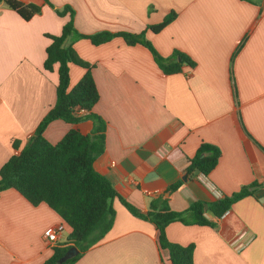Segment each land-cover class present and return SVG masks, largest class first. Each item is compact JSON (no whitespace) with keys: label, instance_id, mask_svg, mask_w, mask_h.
Listing matches in <instances>:
<instances>
[{"label":"crops","instance_id":"obj_1","mask_svg":"<svg viewBox=\"0 0 264 264\" xmlns=\"http://www.w3.org/2000/svg\"><path fill=\"white\" fill-rule=\"evenodd\" d=\"M41 5L25 20L0 1V168L27 143L56 103L59 64L44 67L48 34L70 19L55 8L70 5L81 33L144 32L159 53L190 55L195 66L165 73L151 50L121 36L94 44L74 34L70 41L92 64L99 90L93 112L106 122L105 150L95 160L119 194L147 211L169 197L172 209L205 205L257 182L216 226L171 222L168 238L195 244V264H264V0H22ZM159 32L149 29L171 13ZM86 69L70 64V87ZM91 119H55L45 137L57 143L71 129L93 131ZM221 149L207 175H190L189 158L202 142ZM15 143L18 147H15ZM186 175V179L183 177ZM182 180L170 192L169 185ZM110 231L73 264H164L169 252L159 230L114 199ZM192 221L194 214L186 213ZM64 223L56 244H67L72 227L47 203L33 205L15 188L0 193V264H43L53 253L47 227ZM245 246L239 248V244Z\"/></svg>","mask_w":264,"mask_h":264},{"label":"trees","instance_id":"obj_2","mask_svg":"<svg viewBox=\"0 0 264 264\" xmlns=\"http://www.w3.org/2000/svg\"><path fill=\"white\" fill-rule=\"evenodd\" d=\"M16 10L25 20L31 19L41 11V5L22 0H0ZM49 2V0H45ZM59 15L70 14V19L58 35L48 34L51 43L46 48L44 67L53 70L58 63L59 81L57 85L56 103L49 109L30 136L25 146L14 153L0 168V193L7 188H15L33 205L47 203L71 227L67 244L52 246L53 253L43 264H73L91 246L99 242L113 227L116 210L114 199L119 197L121 202L134 215L151 221L159 230V244L169 252L172 264H195V244L182 245L171 241L166 228L171 222L181 221L185 224L216 226V221L207 214L221 217L230 210L232 205L246 196L252 195L258 186L252 182L242 186L238 191L224 195L208 204L195 201L187 210H174L169 205V197H161L150 204L147 211H142L135 204L122 197L112 181L95 167V160L105 150V120L93 112V107L99 100L100 94L95 82L92 64L84 60L70 41L74 34L88 38L94 44H101L115 36H121L128 44L141 43L153 53L160 68L167 74L180 72L185 65L195 66L193 58L180 50H175L172 56L165 57L159 53L153 43L146 39L144 32L130 31L112 32L108 30L95 33H81L74 25L75 11L72 6L65 5L55 8ZM176 16L169 13L163 21L150 25L149 29L159 32ZM180 57V59H179ZM74 63L86 69L81 79L70 87V64ZM84 110V112H80ZM55 119L68 122H79L91 119L93 131L84 134L76 128H71L57 143L50 142L45 137V129ZM15 147L18 145L15 143ZM221 149L210 142H202L194 156L189 158L187 171L190 175L209 174L218 164ZM182 185L179 180L169 185L170 192ZM192 212L194 219H187L186 213ZM72 245H77L80 252L63 263L59 258Z\"/></svg>","mask_w":264,"mask_h":264},{"label":"built area","instance_id":"obj_3","mask_svg":"<svg viewBox=\"0 0 264 264\" xmlns=\"http://www.w3.org/2000/svg\"><path fill=\"white\" fill-rule=\"evenodd\" d=\"M80 112H84V110H81ZM64 230V223H59L57 225H52L49 226L45 229L44 231V238L47 240V242L51 245L54 246L56 245V242L59 238V236L61 235V233ZM245 242H241L239 244V248H242L245 246ZM164 264H172L169 259L167 258L164 262Z\"/></svg>","mask_w":264,"mask_h":264},{"label":"water","instance_id":"obj_4","mask_svg":"<svg viewBox=\"0 0 264 264\" xmlns=\"http://www.w3.org/2000/svg\"><path fill=\"white\" fill-rule=\"evenodd\" d=\"M180 59V57H179ZM183 179H186V175L183 177ZM205 208H208V205H205ZM80 252V249L77 245H72L71 247H69L67 249V251L59 258L58 262L59 263H63L65 262L67 259L74 257L75 255H77Z\"/></svg>","mask_w":264,"mask_h":264}]
</instances>
